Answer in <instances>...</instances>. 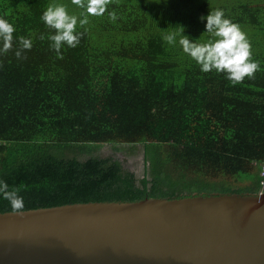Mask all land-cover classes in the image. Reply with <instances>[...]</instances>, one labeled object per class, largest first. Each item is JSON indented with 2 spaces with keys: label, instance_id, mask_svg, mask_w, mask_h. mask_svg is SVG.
Returning <instances> with one entry per match:
<instances>
[{
  "label": "trees",
  "instance_id": "16d2710c",
  "mask_svg": "<svg viewBox=\"0 0 264 264\" xmlns=\"http://www.w3.org/2000/svg\"><path fill=\"white\" fill-rule=\"evenodd\" d=\"M53 3L85 11L71 0H0L16 29L13 50L0 55V180L25 186L24 211L264 193V0H119L89 16L63 59L41 19ZM216 9L251 41L255 79L232 86L202 72L179 37L163 40L178 25L192 40L213 39L201 17ZM20 36L33 47L18 60ZM106 146L140 152L142 174L100 156ZM11 212L0 196V214Z\"/></svg>",
  "mask_w": 264,
  "mask_h": 264
},
{
  "label": "water",
  "instance_id": "95a60500",
  "mask_svg": "<svg viewBox=\"0 0 264 264\" xmlns=\"http://www.w3.org/2000/svg\"><path fill=\"white\" fill-rule=\"evenodd\" d=\"M0 264H264V193L3 213Z\"/></svg>",
  "mask_w": 264,
  "mask_h": 264
},
{
  "label": "clouds",
  "instance_id": "9594fccd",
  "mask_svg": "<svg viewBox=\"0 0 264 264\" xmlns=\"http://www.w3.org/2000/svg\"><path fill=\"white\" fill-rule=\"evenodd\" d=\"M113 3H119V0H71L72 5L85 10L79 16L69 11L67 4H50L41 19L48 28L55 30V34L49 35L47 39L51 41L50 47L55 50L57 58L63 59L61 49L65 44L71 48L80 44L87 31L89 16H104L108 6ZM108 16L113 22L118 19L115 11L108 12ZM205 19L207 21L205 33L213 39L202 42V35L200 39L192 40L184 35V26L178 25L166 30L167 34L163 36V40L169 45H175L179 37L178 43L183 52L197 62L202 72L223 73L232 86L242 83L245 78L255 79V73L260 70V62L254 59L251 41L240 25L226 18L222 9L210 11L206 17H201V20ZM15 31L11 22L0 17V42H2L0 55H6L13 50L16 42ZM39 39L44 40L45 36L41 34ZM18 44L19 47L15 50L16 58L26 59L23 53L32 49V39L20 36ZM24 188V185L10 187L6 181L0 180V196L9 202L14 214L23 215L25 204L20 193Z\"/></svg>",
  "mask_w": 264,
  "mask_h": 264
},
{
  "label": "rangeland",
  "instance_id": "374dc122",
  "mask_svg": "<svg viewBox=\"0 0 264 264\" xmlns=\"http://www.w3.org/2000/svg\"><path fill=\"white\" fill-rule=\"evenodd\" d=\"M214 1V0H210ZM134 158H129L123 153H119L118 151L114 150L113 147L106 146L102 152L100 153V156L102 157H113L116 160H119L121 162H124L126 168L129 170L136 172L137 174H142L143 169V163H142V156L141 153L138 152Z\"/></svg>",
  "mask_w": 264,
  "mask_h": 264
},
{
  "label": "built area",
  "instance_id": "2783aa9c",
  "mask_svg": "<svg viewBox=\"0 0 264 264\" xmlns=\"http://www.w3.org/2000/svg\"><path fill=\"white\" fill-rule=\"evenodd\" d=\"M262 168H263L262 177L264 178V164H263Z\"/></svg>",
  "mask_w": 264,
  "mask_h": 264
}]
</instances>
